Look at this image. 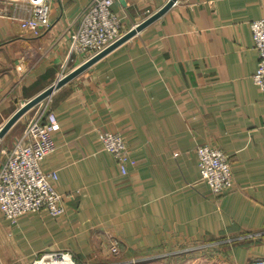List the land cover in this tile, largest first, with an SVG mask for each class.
<instances>
[{
    "label": "crops",
    "instance_id": "1",
    "mask_svg": "<svg viewBox=\"0 0 264 264\" xmlns=\"http://www.w3.org/2000/svg\"><path fill=\"white\" fill-rule=\"evenodd\" d=\"M167 0H114L125 31ZM87 0L51 4V26L35 35L0 15V125L21 102L89 56L57 36ZM264 0H176L155 21L48 95L59 128L41 162L55 170L65 214L0 212V264H29L66 250L91 264H248L264 259V102L250 22ZM30 108L24 121L33 114ZM9 130L0 168L22 135ZM16 127V128H15ZM122 136L127 173L98 132ZM7 133V132H6ZM229 158L233 187L214 195L196 148ZM115 243L118 253H110Z\"/></svg>",
    "mask_w": 264,
    "mask_h": 264
},
{
    "label": "built area",
    "instance_id": "2",
    "mask_svg": "<svg viewBox=\"0 0 264 264\" xmlns=\"http://www.w3.org/2000/svg\"><path fill=\"white\" fill-rule=\"evenodd\" d=\"M54 1L60 0H0V15L17 19L22 27L38 35L51 26L49 14ZM113 4L114 0H87L74 23L57 36L58 41L65 39L69 53L89 57L105 48L123 33ZM250 30L258 56L252 79L262 90L264 102V4L261 16L251 20ZM66 72V63H63L59 76ZM58 128V120L46 97L38 103L0 168V212L4 218L15 221L25 212L41 210L53 216L65 214L64 196L55 186L57 172H45L41 167L45 156L56 148L51 133ZM98 139L102 148L114 156L121 173H127L129 150L122 136L103 130L98 132ZM196 153L201 179L214 195H221L233 187L229 158L222 149L200 144ZM112 245L110 249L117 251L116 244ZM29 264L80 263L70 252L58 249L44 251ZM248 264H264V259L253 258Z\"/></svg>",
    "mask_w": 264,
    "mask_h": 264
},
{
    "label": "water",
    "instance_id": "3",
    "mask_svg": "<svg viewBox=\"0 0 264 264\" xmlns=\"http://www.w3.org/2000/svg\"><path fill=\"white\" fill-rule=\"evenodd\" d=\"M176 0H167L162 6H160L157 10L147 15L143 20L136 23L134 26L127 29L123 32L116 40L107 45L105 48L100 50L99 52L91 55L86 60H84L81 64L76 66L75 68L68 71L66 74L58 78L54 83L47 86L39 93L29 98L25 102H23L8 118L7 120L0 126V139L4 136V134L9 130V128L21 117L23 116L31 107L37 104L42 99L48 97V95L53 91V89L60 87L64 83L68 82L70 79L75 77L77 74L85 70L91 64L96 62L98 59L109 53L115 47L132 37L135 33L155 21L159 18L165 11H167L171 5Z\"/></svg>",
    "mask_w": 264,
    "mask_h": 264
},
{
    "label": "rangeland",
    "instance_id": "4",
    "mask_svg": "<svg viewBox=\"0 0 264 264\" xmlns=\"http://www.w3.org/2000/svg\"><path fill=\"white\" fill-rule=\"evenodd\" d=\"M66 73H67V72H66ZM66 73H65V74H66ZM62 76H63V75H62ZM60 77H61V76H58V78H60ZM58 78H57V79H58ZM44 99H45V98H44ZM44 99H42L41 101H43ZM23 102H25V101H23ZM23 102H21V104H22ZM39 102H40V101H39ZM39 102H38V103H39ZM38 103L35 104L34 106L37 107ZM21 104H20V105H21ZM20 105H19V106H20ZM19 106H18V107H19ZM34 106H33V107H34ZM18 107H17V108H18ZM17 108H16V109H17ZM31 108H32V107H31ZM16 109H15V110H16ZM15 110H14V111H15ZM24 115H25V114H24ZM31 117H32V114L29 115V118H31ZM29 118H27L26 121H24L23 116H21V117H20V118H19V119H18V120H17V121H16V122L10 127V128H9V130H13V129H14L13 126H14L15 124H16V127H17V128H18V126H20V125H23V126L25 127V125H26L27 121L29 120ZM6 120H7V119H6ZM6 120H5V121H6ZM5 121H4V122H5ZM4 122H3V123H4ZM3 123H2V124H3ZM2 124H1V125H2ZM1 125H0V126H1ZM16 127H15V128H16ZM9 130H8L7 133H5L4 136L0 139V146L2 145V143L5 144V142H7V143L9 142L10 139H4L5 136L8 134ZM10 149H11V148H10ZM10 149L2 148V150L5 151V154H6ZM111 246H113V245H111ZM116 247H117V249H118L117 244H116ZM109 250H110V253H112V254H117V253H118V250H117V251H113V250H111V249H109ZM191 259H192V258H190V260H186V259H184V260H183V263H184V264H196V263H194L193 261H191ZM79 263H80V264H91V263H85V262H79ZM204 263H205V264H209L207 261H205ZM139 264H159V262H148V261L142 262V261H140Z\"/></svg>",
    "mask_w": 264,
    "mask_h": 264
}]
</instances>
